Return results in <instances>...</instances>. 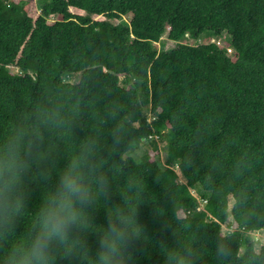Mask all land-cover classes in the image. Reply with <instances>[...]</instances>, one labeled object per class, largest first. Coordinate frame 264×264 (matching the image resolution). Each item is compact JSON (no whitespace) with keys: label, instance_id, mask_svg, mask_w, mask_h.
<instances>
[{"label":"trees","instance_id":"1","mask_svg":"<svg viewBox=\"0 0 264 264\" xmlns=\"http://www.w3.org/2000/svg\"><path fill=\"white\" fill-rule=\"evenodd\" d=\"M36 1L32 17L31 0H0V141L24 128L44 153L25 175L22 212L91 144L108 189L93 222L105 223L103 205L135 197L134 264H174L169 253L187 264H264L250 235L264 232V0ZM167 31L177 46L162 52L155 44ZM205 34L226 47L182 42ZM146 141L156 158H126ZM45 168L46 178L33 176ZM85 239L94 249L95 235ZM13 242L0 239V253Z\"/></svg>","mask_w":264,"mask_h":264},{"label":"clouds","instance_id":"2","mask_svg":"<svg viewBox=\"0 0 264 264\" xmlns=\"http://www.w3.org/2000/svg\"><path fill=\"white\" fill-rule=\"evenodd\" d=\"M113 137L119 140L118 129ZM35 139L28 130L16 128L0 141V239L14 237L0 253V264H56L58 256H78L83 264H134L130 242L143 234L135 197L125 193L120 203L103 205L105 223L93 222L92 210L102 206L108 189L98 173L99 164L94 163L91 144L82 146L57 171L54 185L42 190L34 212H22L27 195L25 175L44 157ZM49 174L45 168L33 176ZM22 215L26 216L25 231L15 236L16 221ZM89 233L96 238L91 251L85 239ZM169 257L174 264H187L176 253Z\"/></svg>","mask_w":264,"mask_h":264},{"label":"rangeland","instance_id":"3","mask_svg":"<svg viewBox=\"0 0 264 264\" xmlns=\"http://www.w3.org/2000/svg\"><path fill=\"white\" fill-rule=\"evenodd\" d=\"M14 1L18 2L19 0H14ZM40 7H41L40 1L31 0V4L29 7V9H30L29 14L32 17H36L40 13ZM75 12H80V11H75ZM52 18L55 19L54 17H52ZM94 19L100 20V19H104V17L103 16H96V17H94ZM124 19L129 22L130 17L127 16ZM182 42L188 43V44H194V45L209 43V42H217L221 47H224V48L226 47V45L224 43V39L214 38V37L211 38L210 36H208L206 34L203 35L200 40H194L191 37H187L185 40H182ZM155 45L158 48V50L162 51V52L174 49L177 46L176 42L169 40L168 31L162 37L161 41ZM233 54H234L233 48L230 47L227 50V55L229 57H232ZM14 70H16V69H12L13 72H14ZM78 77H79V74L74 75L72 77V79L70 80V82L71 83L77 82ZM147 112H149V110ZM149 114L150 113H148V115ZM157 146L159 149V155L157 157V160L161 164V166L164 167L165 166V155H166L165 142L163 140L157 138ZM134 149H135V147H134ZM146 155L148 157H151V158H153V157L156 158V151L154 149V143H151L149 141L142 143L141 145L138 146V148L136 150L128 153L126 155V158L131 157L133 159V161H135L136 163H139L140 160ZM178 174H179V180L181 182H184L185 181L184 178L180 175L179 172H178ZM198 191H200L199 188H198ZM193 193L195 195H197L195 191H193ZM232 200L233 199L230 198V206L232 205ZM203 208H204V206H201V209H203ZM230 221L232 223L231 224L232 227L230 228L227 224H224L222 227V230L224 233L232 230L233 227L235 228V223L233 222V220L231 218H230ZM250 235H251V237H252V239L256 245V249L259 250L264 245V232L263 231L252 232V233H250Z\"/></svg>","mask_w":264,"mask_h":264},{"label":"built area","instance_id":"4","mask_svg":"<svg viewBox=\"0 0 264 264\" xmlns=\"http://www.w3.org/2000/svg\"><path fill=\"white\" fill-rule=\"evenodd\" d=\"M150 114L148 115V121L153 120V115L151 114V112H149Z\"/></svg>","mask_w":264,"mask_h":264}]
</instances>
